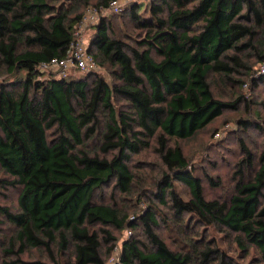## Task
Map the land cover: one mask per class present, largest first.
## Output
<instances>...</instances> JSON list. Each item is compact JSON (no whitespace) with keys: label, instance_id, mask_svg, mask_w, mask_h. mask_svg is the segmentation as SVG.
I'll return each mask as SVG.
<instances>
[{"label":"trees","instance_id":"trees-1","mask_svg":"<svg viewBox=\"0 0 264 264\" xmlns=\"http://www.w3.org/2000/svg\"><path fill=\"white\" fill-rule=\"evenodd\" d=\"M65 1L0 0V169L12 178L3 184L21 189L16 211L0 205V225L3 218L17 228L6 253L20 261L28 248H42L59 264L56 249L73 252L65 264H107L118 246L115 232L142 228L146 240L123 241L116 264H234L200 231L211 227L264 263V155L246 180L255 158L240 141L246 154L240 178L231 198L221 201L206 198L203 180L176 143L243 102V96L217 98L211 77L241 86L235 73L251 70L244 56L264 61L258 42L264 0H149L145 8L132 0L121 14L101 16L88 49L98 67V58L116 66L113 84L95 71L43 78L41 65L67 54L88 8L113 0H72L69 7ZM124 15L145 31L138 48L116 37L110 16ZM248 77L252 87L264 83L263 75ZM95 139L99 152H90L87 143ZM153 143L165 169L145 209L132 213L114 195L105 202L107 188L134 195L129 162ZM178 182L188 186L189 199L181 197ZM159 216L174 222L186 246H168L155 231Z\"/></svg>","mask_w":264,"mask_h":264},{"label":"rangeland","instance_id":"rangeland-1","mask_svg":"<svg viewBox=\"0 0 264 264\" xmlns=\"http://www.w3.org/2000/svg\"><path fill=\"white\" fill-rule=\"evenodd\" d=\"M122 1L124 6H127L132 0ZM71 2L72 0H66L64 4L66 7H69L72 4ZM147 2L149 0H140V3L143 4L142 8H145ZM83 10L85 8L81 12ZM110 19L115 29L116 37L122 39L128 45L138 48L140 42L146 35L145 31L138 28L126 15L121 17L110 16ZM95 28L96 24H90L85 27L81 25L77 26L76 32L81 33L84 39H86V46L89 45L90 40L94 36ZM260 41L264 43V38H259L258 42ZM244 58L247 66L251 67V70L248 72L246 69L239 68L238 72L235 73L234 77L236 79L244 81V84L241 86L226 83L218 77H211L212 89L217 98L234 100L237 96H243V102L237 109L224 110L222 116L215 119L193 138L189 140H176V143L181 146L189 160V168H195V175L203 180L207 199L227 201L235 192V187L240 178L239 171L242 168L241 161L246 155L240 146L241 140L244 141L246 147L255 158L254 167L250 170H245L246 180L254 177L261 163L262 155H264V83L259 84L257 88L252 87L250 77H248L251 73L264 76V61L259 62L258 57L254 54L244 56ZM98 60L99 67L95 71L96 76L105 79L110 84L115 83L117 81L115 78L116 66L103 61L102 58H98ZM50 73L54 74L52 71H46L45 77L43 78L52 76ZM69 74L73 77L86 75L76 69H73ZM56 76L60 78V76ZM1 80L2 77H0ZM123 104V101H116V106L118 107H121ZM247 120L252 121V125L248 128L245 125ZM242 121H244V125L241 124ZM100 143L101 141L99 139L91 140L87 143V150L90 152H99ZM172 144H175V140H172ZM155 146V143H153L152 148L142 150L139 154L133 155L129 162L130 168L136 176L137 185L134 187V195L125 196L119 192H114L112 188H107L103 191V200L105 202H111V196L114 195L120 207H128L132 213L141 212L145 209V205L149 200L148 197L154 191V183L165 169L158 153L155 151ZM9 179L11 180L12 178L4 174L0 169V205L16 211L18 207L17 200L21 189L3 184L2 181ZM212 179L215 182L214 185L210 184V180ZM176 188L183 199L187 200L190 198L189 188L185 183L178 182ZM153 201L158 204L157 200ZM262 205H264V193ZM159 208L169 218L170 215H168L169 211L167 207L159 204ZM1 219L0 264L11 263L12 261H16V264H55L52 261L50 253L42 248H28L21 255L20 261H17L16 254L6 253V251L10 250V246L15 243L13 238L17 228L7 220ZM159 221V226L155 228V231L164 239L170 248L179 250L182 248L181 246H186L181 243V236L173 221H169L167 225L161 216H159ZM200 231L207 232V238L210 241H214L217 247L227 253L234 264H264L263 262L259 263L256 254L253 252L246 257L243 252L238 250L235 242L226 236V233H221L211 227H203ZM129 232V229L115 232L118 238V246L114 254H112V257L115 259H118L123 241L133 236L140 237L144 241L146 240L142 233V228L132 230V235ZM18 249L19 244L17 243L14 250L17 251ZM104 252L105 249L103 248L102 253ZM53 255L59 264L73 262L74 254L72 251H69L65 255H60L54 249Z\"/></svg>","mask_w":264,"mask_h":264},{"label":"built area","instance_id":"built-area-1","mask_svg":"<svg viewBox=\"0 0 264 264\" xmlns=\"http://www.w3.org/2000/svg\"><path fill=\"white\" fill-rule=\"evenodd\" d=\"M124 9L125 6L122 0H113L107 7L88 8L80 25L85 27L90 24H96L101 16L107 14H121ZM85 41L86 39H84L81 33L76 32L67 54L62 58L55 57L51 59L50 62L42 64L41 68L45 71H57V75L62 78L68 77L73 69L83 73L96 71L98 69L97 61L89 52L88 46L85 45ZM129 234L131 233L129 232ZM116 263L117 259L112 257L108 264Z\"/></svg>","mask_w":264,"mask_h":264}]
</instances>
